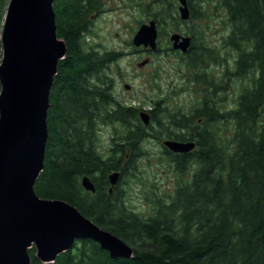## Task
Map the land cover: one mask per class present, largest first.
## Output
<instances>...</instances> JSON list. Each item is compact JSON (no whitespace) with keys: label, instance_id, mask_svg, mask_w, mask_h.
<instances>
[{"label":"trees","instance_id":"1","mask_svg":"<svg viewBox=\"0 0 264 264\" xmlns=\"http://www.w3.org/2000/svg\"><path fill=\"white\" fill-rule=\"evenodd\" d=\"M144 1L141 13L157 22L159 41L168 24H189L191 30L205 16L202 7L224 12L230 30L223 47L237 53L230 75L242 86L236 107H217L219 90L207 68L213 54L201 37L200 48L193 38L190 53H180L186 68L195 71V82L208 87L190 114L170 113L161 99L150 110L119 102L108 72L123 54L86 45L94 16L104 12L107 0H55L57 34L67 53L51 89L44 169L35 192L74 206L127 243L134 255L116 260L98 243L79 240L47 264H264V0H187L186 22L177 0ZM9 3L0 0V37ZM2 57L0 39V64ZM227 85L220 84L224 91ZM143 111L151 115L149 126L140 119ZM229 123L232 137L221 144L218 126ZM99 125L114 130L107 156L99 150ZM150 139L193 141L196 148L176 154L163 147L162 158L177 183L172 193L152 192L153 212L146 215L129 206L123 181L139 178ZM114 172L120 178L112 186ZM85 176L94 193L83 188ZM29 253L32 264H45L35 248Z\"/></svg>","mask_w":264,"mask_h":264},{"label":"water","instance_id":"2","mask_svg":"<svg viewBox=\"0 0 264 264\" xmlns=\"http://www.w3.org/2000/svg\"><path fill=\"white\" fill-rule=\"evenodd\" d=\"M54 1L10 0L1 31L0 264H32L29 251L33 248L38 260L53 263L79 240L98 243L113 259H130L134 251L123 240L67 202L43 199L35 192L44 169L51 89L67 53L65 42L58 38ZM178 2L181 20L188 21L187 0ZM158 37L157 22L150 20L139 27L133 45L156 52ZM170 41L175 51L185 54L192 39L175 33ZM140 119L149 126L151 115L143 111ZM163 145L176 154L196 148L193 141L165 140ZM109 178L115 186L120 173ZM82 186L88 192L96 191L87 176Z\"/></svg>","mask_w":264,"mask_h":264},{"label":"rangeland","instance_id":"3","mask_svg":"<svg viewBox=\"0 0 264 264\" xmlns=\"http://www.w3.org/2000/svg\"><path fill=\"white\" fill-rule=\"evenodd\" d=\"M141 1L107 0L104 12L94 16L92 33L86 38V45L99 52L116 51L123 54L108 72L113 79V93L118 101L150 110L154 102L161 99L165 100L164 107L172 114L177 110L190 114L199 106L208 87L195 82V71L186 68L185 59L182 62L180 53L170 51V36L179 33L194 38L196 48H200L202 41L210 48L213 55L207 68L209 80L219 90L215 95L217 107L222 111L234 109L242 86L230 75L237 53L223 47V39L230 30L224 12L213 6L207 9L202 7L205 16L194 21L191 30L189 24L166 25V35L160 41L158 39L162 53L156 54L133 45L139 27L153 17L141 13ZM145 61L147 64L141 66ZM221 83H228L225 91ZM218 127L220 143L228 144L234 125L229 123ZM113 131L112 127L106 125L98 127V145L102 155H109L112 138L115 137ZM164 141H147L144 144L146 156L139 164V178L129 177L123 181L124 188L129 189V206L141 214L149 215L153 212V191L158 194L172 193L177 183L175 174L162 158Z\"/></svg>","mask_w":264,"mask_h":264},{"label":"flooded vegetation","instance_id":"4","mask_svg":"<svg viewBox=\"0 0 264 264\" xmlns=\"http://www.w3.org/2000/svg\"><path fill=\"white\" fill-rule=\"evenodd\" d=\"M191 39H192V42H191V47H190V49L188 50V52L187 53H185V55L186 54H188V53H190L189 51L191 50V49H193V47H192V44H193V38L191 37ZM172 49V48H171ZM174 52H178L179 53V51H175L174 49H172ZM147 50H145V52H146ZM148 113V112H147ZM150 114V113H149Z\"/></svg>","mask_w":264,"mask_h":264}]
</instances>
